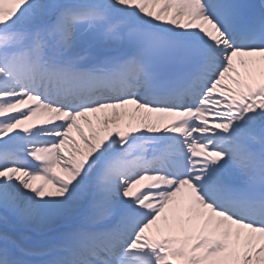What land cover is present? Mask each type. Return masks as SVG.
I'll return each instance as SVG.
<instances>
[{
  "label": "snow or ice",
  "instance_id": "obj_1",
  "mask_svg": "<svg viewBox=\"0 0 264 264\" xmlns=\"http://www.w3.org/2000/svg\"><path fill=\"white\" fill-rule=\"evenodd\" d=\"M0 264H264V0H0Z\"/></svg>",
  "mask_w": 264,
  "mask_h": 264
},
{
  "label": "bare ground",
  "instance_id": "obj_2",
  "mask_svg": "<svg viewBox=\"0 0 264 264\" xmlns=\"http://www.w3.org/2000/svg\"><path fill=\"white\" fill-rule=\"evenodd\" d=\"M85 130L87 131V126H85Z\"/></svg>",
  "mask_w": 264,
  "mask_h": 264
}]
</instances>
